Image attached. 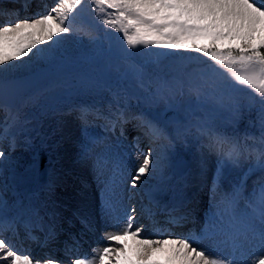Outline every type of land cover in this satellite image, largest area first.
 Segmentation results:
<instances>
[{"label":"snow or ice","instance_id":"1","mask_svg":"<svg viewBox=\"0 0 264 264\" xmlns=\"http://www.w3.org/2000/svg\"><path fill=\"white\" fill-rule=\"evenodd\" d=\"M86 2L92 5L98 23L119 33L127 49L158 47L206 57L203 67L185 74L178 85L180 94L187 93L199 102L213 105L225 114L233 128L229 133L207 122L196 125L202 147L215 155L218 173L249 163L245 175L257 171L261 175L251 191H242L238 184L224 193L219 203L221 210L213 213L208 228L200 236L152 238L160 237L166 230L156 228L145 234V226L135 223L133 207L112 217V230L103 236L105 246L93 249L91 257H73L70 253L74 249L65 245L67 261L54 256L36 259L18 253L11 241L0 236V264H264V0H56L45 14L0 24V71L14 61L34 55L39 45L55 43L56 38L78 31L91 36L85 27L79 30L75 27L77 10ZM243 90L250 93L247 100L241 96ZM257 105L261 115L260 135L237 131L235 126L244 112ZM3 110L4 105L0 104V111ZM90 112L108 120L111 130L119 127L123 135V125L128 123L123 110L105 116L99 110L81 107L76 118L82 125ZM133 119L140 120L139 127L150 141L164 139L168 146L190 132L187 127L177 128L173 136L147 118ZM14 120L9 123L6 115L0 139L9 137ZM5 157V151L0 150V159ZM88 157L89 151L81 148L78 159ZM135 159L140 162L127 182L132 188L160 164L151 148ZM95 175L100 176L98 167ZM104 191L106 215L112 216L117 203L116 180L104 181ZM6 207L0 196V230L14 232L19 215L9 219L4 214ZM25 213L35 217L37 227L44 229L43 217L35 208L23 209L20 214ZM78 218L81 224L90 226L87 216ZM182 219L172 217L169 222L179 225ZM25 227L30 226L26 223ZM57 237L56 228L48 224L46 241H55ZM205 241L221 250V254L212 256L193 247Z\"/></svg>","mask_w":264,"mask_h":264},{"label":"rangeland","instance_id":"2","mask_svg":"<svg viewBox=\"0 0 264 264\" xmlns=\"http://www.w3.org/2000/svg\"><path fill=\"white\" fill-rule=\"evenodd\" d=\"M1 2L2 1H0V5H1ZM55 3H56V0H48V2L45 3L46 6L39 5L35 9L37 10V12L42 10L43 11L42 14H45L47 13V11L50 10L52 6H54ZM30 10L32 9L30 8ZM14 11L15 12H12L13 14H11V19H10L11 21L12 19H15V20L18 18L23 19V11L21 7L18 10H14ZM79 11L80 10L78 9L77 10L78 14L76 16H79ZM30 14H34V13L30 11ZM79 20L80 19L76 18V21H79ZM92 45H93V42H90L89 40L82 38V36L78 35L77 33L70 34L68 36H64L60 38H56L55 43L47 42L45 44L39 45L38 50H34V53H35L34 55H30L29 57H24L21 60L14 61L12 62L11 65L6 66L2 71H0V80L2 81L14 79L19 76L25 77L19 82H16L15 84L2 85V87H0V90H4L6 89V87H12L14 88L13 89L14 91L15 89H17V87H20V85L23 84L24 82H28V81L35 80V79L39 80L47 76L45 75V73L40 74L39 73L40 69L45 68V67H51V68L56 67L61 61L60 60L61 57L68 56V55H77L79 52H81L82 50L88 49ZM24 68H29V70L24 73L20 72ZM150 71H152L153 75H156L155 74L156 71H154L152 68L150 69ZM113 74H117V71L115 70ZM171 80L172 82H174L173 78H171ZM120 87L121 85L119 83L114 84L113 86L109 87L107 89V93L105 94L106 97L103 99L102 102H100V105L97 107L102 108V110H106V111L108 110L107 109L108 107L112 109L119 108L121 102L108 104L106 99L108 97H111V93H113V91H115L116 89H119ZM149 90L150 89L148 88V91ZM10 91L12 92V89H10ZM88 93L89 91H86L83 89H75L74 86H70L69 88H67L66 86L59 87V88L56 87V88H52L51 91L49 90L48 91L49 99H52L53 102L56 101L57 106L53 108L52 110H48L44 112L43 114H41L42 119L44 120L43 121L44 124L41 123L40 128L42 129L43 133L46 134V136L49 135L51 131V130L49 131L47 127L49 128L51 127L53 129V132H52L53 140L50 142H47V148L52 150V154H51L52 169H54V164L55 162H57V166L61 168L59 169L60 172L63 173V170H72L71 171L72 173H75L76 175H78L77 177L78 182L76 183V181H74V179L72 178L71 182L74 183L75 185L72 184V186L69 187L70 189H67L66 190L67 192L65 191L64 194L61 195L62 198H60L61 196H58V195L57 196L52 195L51 200H50V209L53 211V213L57 212L60 209L57 203L62 202L63 199L65 198L67 200L66 203H68L69 206L72 205L73 207V210H72L73 212H71L72 214L70 213L71 214L70 216L73 220L74 219L73 216L76 215L74 214V212L77 209V205H79L77 211L81 213L83 212L82 213L84 214L83 216L87 215L90 221L89 227L91 228L89 227L87 228L86 226L81 225V224H79L78 226L81 227V229H87V231H90L88 229L93 230L92 232L94 234L93 241L95 244L94 246H89L86 244L89 247L87 251L88 254L92 255L93 249L102 247V245L105 244V241L103 240V236L106 232H108L107 230L112 229V217L121 215L120 209L124 210V213H125L126 211L134 207L135 210L139 213V217L136 218L135 223L137 225H140V221L143 220V225L145 226V229H146L145 234L152 233L153 231V230H147L149 223H152L155 226H157V224H155V222L152 220L147 222L145 219H143V218H146V214L142 212L141 209L139 212V209L136 208L139 205L140 198L132 197L130 192L123 191L124 188L119 192L121 193L119 200H118L119 205L118 204L115 205V208L112 210V216L106 215V210H105L103 203H101L100 205V203L97 201L96 194L98 193V190L101 187H103L102 184H104V181H106V179L104 178L105 175L108 172L113 170V164H112L114 163L113 158H116L114 157V154L118 153L121 149H123L120 145L128 146V144L124 139L118 136L117 139L120 145L117 146L114 143H110L109 145H107L108 144L107 142L109 139L106 138L105 141L103 142V144L106 143V147L101 146V149H104V151L107 153V156L109 157H106V156L103 157L100 150L93 149L92 151H89V157L87 159L83 161L78 159V154L81 149V145L85 142L84 140L86 139V137L88 138V135H87L88 129L100 127V125L93 123L95 121L98 122V118L96 117L95 112L89 113L88 121L82 125L81 122L76 118L77 113H74L71 111L72 107L70 106L74 104H78V103L82 104L84 101L83 98L85 96L87 97V99L85 98V100H88V99L90 100V98L93 97L92 95ZM155 96L156 97L152 98L151 100V108L153 109V111L145 112L144 117L147 118L148 120L153 121L158 126L168 129L170 131V134L173 135L172 131H175V126H171L173 123L169 122L168 125H165L161 123L154 115H156V113L161 114L168 107L174 108L175 110H177L178 114L180 115V119L176 120L177 122L190 120L191 126L188 127L187 125H185L187 126V128L190 129L189 134L187 135V137H182V138L177 139L176 141L172 143L171 146H168L167 140L159 141V142H152L149 140V138H147L143 134H139L145 137V139L141 144L136 145L134 142V138L139 136L137 135V133L139 132L138 129H134L132 131L128 130L126 132L123 130V135L125 136V138L128 139L129 145L132 146V149L129 148L130 149V150L128 149L129 151L121 150L122 156H126V159L133 160L135 163L134 167H136L140 161L136 160L135 158L138 155H140V153L146 152L149 148H151L153 151V156L154 157L158 156L159 160L161 161L160 163H162V159H160V154H161V156H163L164 159H166L167 161L171 163V166H170L171 168L174 166V164H176L177 159L181 158V162H183L184 156H186L192 162L191 163L192 168L189 172V178H188L186 189L188 190V192H190L192 198H194L196 195L201 194L200 201L203 200L202 204L200 201L196 202V206L194 207L192 214L197 218L196 213L199 214L203 208L202 206L212 200L213 201L216 200L215 208L216 210H220L219 203L222 200L224 193L229 192V190H228V187L225 186V184L220 180L219 176L216 178V170H215V173H213V170L215 168L214 163L216 161V157L214 154L208 153L203 147H200V143L202 142V140L196 139V135H197L196 127H195L196 123H193L194 120L198 118L197 112H199L202 115L206 113V108L204 104H202V102L197 101L190 94L185 93L181 95L179 88L177 89L176 86L170 87L169 89L164 88L160 91L158 95H155ZM62 106H68L66 109H64L66 112H64V110L61 109ZM121 108L124 111L126 118L128 119L127 124L131 127H134L135 124L131 121V119L134 116L139 115L138 109L135 107L126 108L124 105L121 106ZM99 111L104 114V111H101V110ZM192 111H195V113L192 114ZM72 116L74 117V119L71 118ZM46 121H47V124H46ZM91 122L92 124H89ZM177 122H175V124ZM127 133L130 134L129 137L126 135ZM259 135L260 133H258L256 136H259ZM142 139L143 138H140V140ZM8 142H9V145L6 146L4 151L6 154L5 160L12 157L9 160H6V164L8 165L9 170L7 171L2 170V167L4 164L2 162V159H0V191L3 192L4 196H7L8 190H9V186H6V182H7L6 172H11V173L18 172V174L16 175V178L18 176H24L26 174V169L29 166H31L32 163L35 161V158H34L35 153L32 152V150L25 151L21 147H19V151L16 154L14 153L12 154V147L17 146L18 144L16 142H13L11 139H9ZM189 146H192L191 147L192 151H190V153L187 152V149ZM107 147H110L111 150L109 151ZM142 158L143 157L141 156V160ZM110 160H112L113 162H111ZM249 166H250L249 163H245L241 167H238L235 169H236V172L239 174L243 170L245 172H248ZM96 167L100 169L99 178H97V176L95 175ZM160 168L161 167L159 166L158 167L159 171H160ZM217 168H218V164H217ZM59 170L55 171L56 174L54 173L53 177L57 176V174H61ZM257 173H259V171L253 172V174L256 176H257ZM229 174L230 176H233L235 174V171L228 168L225 172V176L228 178ZM156 177H157V172H154V173H150L147 177H144L143 180L148 183V186L151 189H153L155 188L156 181H158L157 179H155ZM160 179L162 182L163 179L162 178ZM161 182L158 181V184H160ZM81 184L82 185L84 184V185L81 186ZM76 185L79 187H77ZM195 188L196 190H194ZM76 189L78 191L82 190L83 193L80 194L78 191L76 192ZM77 193L79 194L78 196H76ZM89 193L92 194V197L95 198V199L93 198L95 202H93V200L89 198L85 199V195H88ZM82 195L83 197H81ZM84 200H88V202L87 201L84 202ZM82 204H84L85 206ZM200 205H201V209L199 210ZM92 208L94 210H92ZM52 218L53 220H55L54 216H52ZM203 219H204V216L202 215V220ZM49 221L50 219L48 220V222ZM190 224H191L190 230H193L197 227V224H195L194 222H191ZM76 228H73V230ZM153 228L154 229L156 228L165 229L161 227L160 223L158 227H153ZM77 229L79 230L77 232L78 238H79V233L81 230L79 228ZM85 234L86 233H84V235ZM167 235H172V234L169 233L168 231H165L161 234L160 237L153 236L152 238H163ZM172 236L189 237L188 234L186 236H175V235H172ZM71 243L73 244V242ZM193 247H199L201 250H205L206 254H209L212 256L221 254V250L214 249L213 246H211L206 241L200 243L199 245L193 244ZM18 253L25 254L23 252H18Z\"/></svg>","mask_w":264,"mask_h":264},{"label":"trees","instance_id":"3","mask_svg":"<svg viewBox=\"0 0 264 264\" xmlns=\"http://www.w3.org/2000/svg\"><path fill=\"white\" fill-rule=\"evenodd\" d=\"M150 48L153 49L156 47H150ZM155 50H153V51H155ZM90 52L94 53V51H90ZM174 55H177L178 57H180L179 61H181V63L180 62L179 63L174 62V60L176 58ZM205 61H207V58L201 57L198 53H187V52H182V51H175V53L173 54L171 52H167V56L164 58V60L161 58L160 61H158V68L157 69L160 73L164 74L168 78L169 76H175L176 73H178V74H184L185 73L186 74V69H184L181 66V64L184 66H187V67L194 66L196 68L198 66L204 65ZM146 71L144 73V77H146V75H147ZM178 77H179V75H178ZM84 80H86V78H84ZM87 80H90V78H87ZM241 96L245 99V96H243V94H241ZM247 112H250L248 114L249 117L254 118L253 126L250 127V129H248L249 126L247 123H249V122L247 121V123H246V119L241 118V120L243 121L241 124L242 128H244L245 129L244 131L248 132V133L251 132V129H254L255 131H257L258 130V128H257L258 119H259L258 110H256L254 107V108H252V110L247 111ZM252 114H254V117L252 116Z\"/></svg>","mask_w":264,"mask_h":264},{"label":"bare ground","instance_id":"4","mask_svg":"<svg viewBox=\"0 0 264 264\" xmlns=\"http://www.w3.org/2000/svg\"><path fill=\"white\" fill-rule=\"evenodd\" d=\"M3 3V1L1 2V4ZM29 70V68H24V69H22L20 72H22V73H24V72H26V71H28ZM70 112V111H69ZM49 124V123H48ZM48 126V125H47ZM13 154V153H12ZM59 157H61V156H59ZM61 159V158H60ZM57 161V160H56ZM59 163V162H58ZM61 164V163H60ZM19 165V164H18ZM15 168V167H14ZM70 168V167H69ZM56 170V169H55ZM72 171V170H71ZM74 171V170H73ZM59 172H60V170H59ZM55 173V172H54ZM60 173H62V172H60ZM77 173V172H76ZM56 174V173H55ZM58 175V174H57ZM78 176V175H77ZM81 176V175H80ZM54 177H56V176H54ZM83 178V177H82ZM80 179V178H79ZM75 180V179H74ZM80 181H82V180H80ZM82 183V182H81ZM83 183H84V181H83ZM74 184V183H73ZM84 185V184H83ZM82 184H81V186H83ZM77 186V185H76ZM77 187H79V186H77ZM76 187V188H77ZM192 187H193V185H192ZM195 187V186H194ZM68 189H70V188H68ZM194 190H196V188L194 189ZM193 190V191H194ZM67 192V191H66ZM71 192V191H70ZM75 192V191H74ZM76 193V192H75ZM66 194V193H65ZM74 194V193H73ZM55 195V194H54ZM79 194L77 193V195L76 196H78ZM84 195V194H83ZM83 195L81 196V197H83ZM57 196V195H56ZM58 198V197H57ZM60 198H62V196L60 197ZM73 198V197H72ZM94 198V197H93ZM59 199V198H58ZM77 199V198H76ZM83 199V198H82ZM86 199V198H85ZM95 199V198H94ZM64 200H65V198H64ZM69 200V199H68ZM61 201V200H60ZM59 201V202H60ZM78 201V200H77ZM82 201V200H81ZM85 201H87L88 202V200H84V202ZM80 202V201H79ZM93 202H95L94 200H93ZM56 203V202H55ZM74 203V202H73ZM90 203V202H89ZM78 204V203H77ZM82 205H84V204H82ZM81 205V206H82ZM95 205V204H94ZM72 206V205H71ZM76 206V205H75ZM85 206V205H84ZM83 206V207H84ZM91 206V205H90ZM80 208V207H79ZM78 209V208H77ZM82 210V209H81ZM92 210H94L93 208H92ZM85 212H87V211H85ZM58 213H60L59 214V217H60V222H61V224L62 225H64V226H68L69 227V229H63V231L64 232H68V233H71L72 232V230H73V228H76V225L75 224H73L72 223V221H71V219H69V216L72 214H70V210H69V208H66V210L64 211V212H58ZM81 213V212H80ZM83 213V212H82ZM81 213V214H82ZM92 214V213H91ZM82 215H84V214H82ZM54 216V215H53ZM87 216V215H86ZM71 217V216H70ZM74 217V216H73ZM74 221V220H73ZM50 222V221H49ZM55 226H60L58 223H56L55 224ZM88 228V227H87ZM89 228H91V227H89ZM88 230H90L91 231V229H88ZM93 232V231H92ZM80 233H82L81 231H80ZM83 235H84V233H82ZM94 238V236H93V234L91 233V234H89V238L87 239V241L84 239V237H82V236H80V234H79V239H82V240H84L86 243L87 242H91V240ZM85 250H86V247L84 246V247H82V246H80V248H79V251H80V255L81 256H84V252H85Z\"/></svg>","mask_w":264,"mask_h":264},{"label":"water","instance_id":"5","mask_svg":"<svg viewBox=\"0 0 264 264\" xmlns=\"http://www.w3.org/2000/svg\"><path fill=\"white\" fill-rule=\"evenodd\" d=\"M54 76H50L44 80H31L28 82H24L23 84L20 85V87H17V89L14 90V92L12 93V100H14V103L17 101V99L23 95H26L30 92H32L33 90H35L36 88H38L40 85H42L44 82L49 81V79L53 78ZM22 80V79H20ZM15 82H18V80H16ZM0 98L4 99L6 102L10 103V98H5L4 96H2V94H0Z\"/></svg>","mask_w":264,"mask_h":264}]
</instances>
